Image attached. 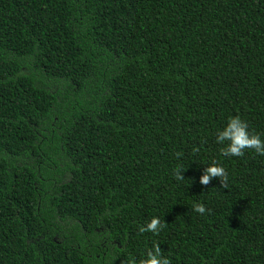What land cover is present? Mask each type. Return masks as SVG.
<instances>
[{
	"label": "trees",
	"instance_id": "16d2710c",
	"mask_svg": "<svg viewBox=\"0 0 264 264\" xmlns=\"http://www.w3.org/2000/svg\"><path fill=\"white\" fill-rule=\"evenodd\" d=\"M233 116L264 139V0H0V264H264Z\"/></svg>",
	"mask_w": 264,
	"mask_h": 264
},
{
	"label": "clouds",
	"instance_id": "9594fccd",
	"mask_svg": "<svg viewBox=\"0 0 264 264\" xmlns=\"http://www.w3.org/2000/svg\"><path fill=\"white\" fill-rule=\"evenodd\" d=\"M215 143L223 145L221 153L226 157H241L246 150L264 156V139L250 132L248 124L239 116L231 117L221 129L216 131ZM183 173V169H175L173 171L174 179L178 182L185 181ZM213 179H218L221 188L225 186L227 181L225 169L216 161H212L209 166L203 168L198 182L200 185H208ZM192 210L198 214L206 212L202 204H195ZM163 228L164 222L159 217H153L149 222L140 226L139 231L157 235ZM141 264H169V260L163 256L158 245H153L152 249L146 252Z\"/></svg>",
	"mask_w": 264,
	"mask_h": 264
}]
</instances>
